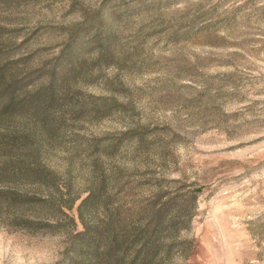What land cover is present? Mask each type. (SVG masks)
<instances>
[{
	"label": "rangeland",
	"instance_id": "374dc122",
	"mask_svg": "<svg viewBox=\"0 0 264 264\" xmlns=\"http://www.w3.org/2000/svg\"><path fill=\"white\" fill-rule=\"evenodd\" d=\"M18 2L10 57L41 81L64 74L42 158L74 203L56 232L0 215V264H55L102 176L118 180L110 208L155 193L183 204L186 246L168 264H264V0ZM100 200L84 220L102 217Z\"/></svg>",
	"mask_w": 264,
	"mask_h": 264
},
{
	"label": "trees",
	"instance_id": "16d2710c",
	"mask_svg": "<svg viewBox=\"0 0 264 264\" xmlns=\"http://www.w3.org/2000/svg\"><path fill=\"white\" fill-rule=\"evenodd\" d=\"M18 1L0 0V215L28 230L56 232L65 226L61 217L74 203V198L60 197L69 183H58L42 158L61 121L52 110L56 104L52 80L60 73L54 71L41 81L36 70L26 67L27 57H10L12 48L20 45L10 26L17 22L11 14ZM141 145L137 141V147ZM116 146L107 144L106 149ZM116 181L117 177L102 176L86 190L76 208L77 222L69 218L64 250L55 264H168L174 247L186 246L185 240L178 239L189 222L178 220L183 204H169L155 193L129 214L121 204L110 208L105 191ZM99 193L102 217L84 220L83 207Z\"/></svg>",
	"mask_w": 264,
	"mask_h": 264
}]
</instances>
